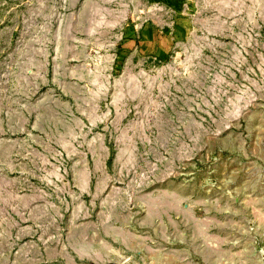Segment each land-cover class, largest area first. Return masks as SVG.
Instances as JSON below:
<instances>
[{"label": "rangeland", "instance_id": "374dc122", "mask_svg": "<svg viewBox=\"0 0 264 264\" xmlns=\"http://www.w3.org/2000/svg\"><path fill=\"white\" fill-rule=\"evenodd\" d=\"M0 264H264V0H0Z\"/></svg>", "mask_w": 264, "mask_h": 264}]
</instances>
